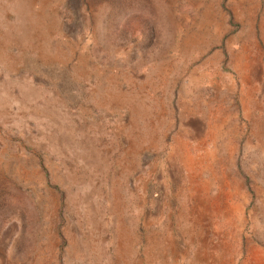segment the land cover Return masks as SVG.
<instances>
[{"label": "rangeland", "instance_id": "rangeland-1", "mask_svg": "<svg viewBox=\"0 0 264 264\" xmlns=\"http://www.w3.org/2000/svg\"><path fill=\"white\" fill-rule=\"evenodd\" d=\"M0 264H264V0H0Z\"/></svg>", "mask_w": 264, "mask_h": 264}]
</instances>
